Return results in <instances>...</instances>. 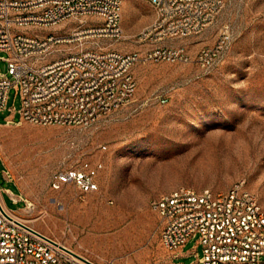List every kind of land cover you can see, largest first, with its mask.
<instances>
[{
	"label": "rangeland",
	"instance_id": "obj_1",
	"mask_svg": "<svg viewBox=\"0 0 264 264\" xmlns=\"http://www.w3.org/2000/svg\"><path fill=\"white\" fill-rule=\"evenodd\" d=\"M122 2V38L85 47L139 56L133 100L87 128L38 126L19 122L13 88L0 115V187L20 219L94 264H193L197 239L175 259L153 202L181 187L225 193L244 183L264 209V0H227L204 32L165 41L141 39L157 18L147 0ZM79 26L27 30L67 36ZM78 44L56 45L53 59ZM156 48H184L188 61L147 59ZM68 174L89 175L97 189L63 182Z\"/></svg>",
	"mask_w": 264,
	"mask_h": 264
},
{
	"label": "built area",
	"instance_id": "obj_2",
	"mask_svg": "<svg viewBox=\"0 0 264 264\" xmlns=\"http://www.w3.org/2000/svg\"><path fill=\"white\" fill-rule=\"evenodd\" d=\"M156 10L154 24L141 39L157 32L158 40L183 39L204 32L222 13L227 0H147ZM122 0H0V115L10 91L22 98L19 122L38 126L87 128L133 100L132 74L138 55L85 47L96 37L123 36ZM97 18L99 25H89ZM80 21L69 35L30 34L27 29L57 28ZM225 40V39H224ZM222 41V43L224 42ZM79 43L78 51L58 59L56 45ZM147 59L187 62L184 48H156ZM13 116L8 123H14ZM86 190L97 189L92 177L64 175ZM13 197V196H12ZM19 204L25 199H15ZM161 220V241L175 259L196 238L193 264H264V209L258 197L238 184L225 193L181 187L153 202ZM0 187V264H94L71 249L20 222L11 213ZM15 213V212H14ZM78 255V256H77Z\"/></svg>",
	"mask_w": 264,
	"mask_h": 264
},
{
	"label": "bare ground",
	"instance_id": "obj_3",
	"mask_svg": "<svg viewBox=\"0 0 264 264\" xmlns=\"http://www.w3.org/2000/svg\"><path fill=\"white\" fill-rule=\"evenodd\" d=\"M13 215H14V217H16L17 218V220H19L20 222H22V223H25V224H27L26 222H25V220H22V219H20L14 212H11ZM28 225V224H27ZM60 245H63L62 243H59ZM63 246H65V245H63ZM65 247H67V246H65ZM68 248V247H67ZM68 249H70V248H68ZM79 255V254H78Z\"/></svg>",
	"mask_w": 264,
	"mask_h": 264
},
{
	"label": "crops",
	"instance_id": "obj_4",
	"mask_svg": "<svg viewBox=\"0 0 264 264\" xmlns=\"http://www.w3.org/2000/svg\"><path fill=\"white\" fill-rule=\"evenodd\" d=\"M182 252L179 253V255H181Z\"/></svg>",
	"mask_w": 264,
	"mask_h": 264
},
{
	"label": "water",
	"instance_id": "obj_5",
	"mask_svg": "<svg viewBox=\"0 0 264 264\" xmlns=\"http://www.w3.org/2000/svg\"><path fill=\"white\" fill-rule=\"evenodd\" d=\"M78 256V255H77Z\"/></svg>",
	"mask_w": 264,
	"mask_h": 264
}]
</instances>
